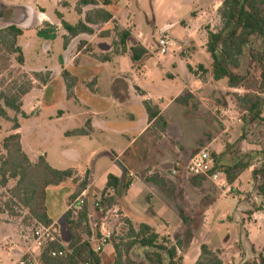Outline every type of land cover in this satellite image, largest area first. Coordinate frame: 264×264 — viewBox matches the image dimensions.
I'll list each match as a JSON object with an SVG mask.
<instances>
[{
	"label": "crops",
	"instance_id": "obj_1",
	"mask_svg": "<svg viewBox=\"0 0 264 264\" xmlns=\"http://www.w3.org/2000/svg\"><path fill=\"white\" fill-rule=\"evenodd\" d=\"M80 1L81 0H77L71 4L69 0H43L46 6H42L43 4H40V0H26L24 3H16L12 5H7L4 3V0H0V4H4L7 7L25 5L32 10V23L29 27L21 28L23 33L24 30L29 29H36L38 33L39 30L44 28V24L48 23L51 26L56 27L57 35L58 33L63 32V35L66 38L69 37V34L62 26L63 21L73 26L76 25L65 20L66 12H77L80 15V21H82L85 18V14L93 10V7L87 6L82 8V13H79L76 7ZM97 1L100 3L97 8L104 9L113 15L112 21L91 25L90 27L94 30L93 34H80L74 38L69 37V43L65 48V62L63 61L64 65L59 70H26V72L31 73L48 72L51 74V79L46 85L37 83L39 84L37 85L39 87L34 88L30 93L24 96L22 100L23 114H21L26 117L39 116L41 110L47 106L46 94L49 88L54 84V78L59 74L64 77L63 73L66 71L68 77H64L65 81L64 83H61L62 90L60 92V98L67 104H70L76 111L73 110V112H68L69 110L64 107L56 108L57 110L48 114L47 118L50 122L56 121L57 123L69 120V123L72 126L74 125L73 128H66L63 131L64 136L67 138V140H65L66 144H71L70 138L91 141L94 137H100L104 144H107L106 147H104V152L100 155L99 160L97 159L98 154H96L95 151L89 153L86 160V166H91L93 168L91 171L83 170L82 168H70L75 172V178L82 177L85 173L88 174L87 179L89 181V186L84 192L90 190L91 187L94 189H105L108 175L110 174L119 178L122 183L126 181L131 182L128 190L122 191V198L120 197L119 199V196L115 195L116 201L112 205V208L108 207L109 209L106 208L105 213L104 211L101 212L94 224L92 223L94 212L90 207L89 221L92 229H97L98 235L94 234L92 238L86 237L84 240L89 241L93 247L96 244L93 239L96 240L100 237V227L102 223L106 221V217L110 218L111 212L116 213V215H111V218L121 217L124 221H130L135 228L141 223H146L152 226L158 234L163 236L160 232V225L165 224L166 236H168L167 232L171 231L170 224L165 221V218L175 216L173 212L179 215L178 209L175 210L173 206H170L165 202L162 203L157 197L148 195V193H145L148 195H146L147 197L144 195V192L149 191L150 188L151 191H153L151 185H155L146 181L144 172V169L148 166L145 163L146 158L140 157L141 154L139 149L137 150L138 154H134V161L135 163L138 162L136 170H138L139 173L141 172L140 178L136 176L134 172H129V175L125 176L121 168L122 165H125L120 164L119 160L124 157L134 145L138 144L142 137L153 127L152 123L148 120V114L144 107L145 101H150L153 105L157 106L160 110V115L164 118L166 117V112L176 103L183 107H187L176 101L182 96L183 92L187 91V93L195 96L192 91L196 79L194 72L198 69L199 65H203L207 70V65L211 66V59L206 50L208 31L216 32L220 28L221 19L218 10L224 0H108L110 2L109 5H103L101 2L102 0ZM115 23L121 31H127L130 33V38L127 42L128 49L139 44L148 51L147 56L140 64L135 65L132 62L129 50L127 53H122L121 48L117 51L114 50L115 46L113 43L117 38L115 40L112 30L115 28V26L113 27ZM217 26L219 27L218 29ZM162 36L167 37L171 41L170 52L165 56L160 55L157 47V41ZM151 39L153 42L150 41ZM153 43L157 48H155ZM193 57H201L205 61V64L196 62L193 60ZM152 60H155L153 64H151ZM149 63L151 66L148 65ZM160 65L165 69L164 72H168L172 75V79H175V71L181 67L186 73L187 82L182 83L179 88L171 91L170 95H168V90L170 89L168 85L165 86L164 83H159L162 85V88H160L156 83H146L148 81L152 82L153 79L157 78L156 69H159ZM110 71L111 75L107 78L108 83L104 84V74L106 72L110 73ZM158 77H160L159 74ZM219 82L214 81L212 76H210V79L207 81V83L212 84H218ZM104 91H106L105 93L107 96H105L106 94ZM52 96L54 101L51 105H55L59 98L55 96L54 93H52ZM37 104H42L41 110L39 113L32 114L35 108L34 106ZM116 105L122 107L123 114L121 117L118 114V111L111 113V110ZM82 110L84 111L82 112ZM9 112L10 111H8V113ZM166 123L168 130V122L166 121ZM77 130H84L85 134H70ZM167 130L166 132H161L163 138H166ZM17 132L19 133L20 129ZM110 136L118 137L119 142H122V146L118 147V151H120L119 154H116V152L110 148V145H108L110 142ZM79 142L83 143V141ZM21 144L23 151L30 158L31 151L30 149H25L23 147L22 135ZM124 145L126 146L123 147ZM181 148L183 152L179 150H169L172 156L171 166L173 164L175 168H179L182 162L181 160H183L182 154H185L187 151L183 146ZM156 153L155 158H158L157 160L155 159L154 164V168L158 170L156 174L166 180H172L174 184L182 182L179 178L183 173L180 168L178 175L175 177L176 181H174L173 177L170 179L164 175L162 164L160 162V156H162L164 151L157 150ZM41 156H44L50 164L46 154H38L35 162ZM103 156H111V161L108 163L105 170L100 172H98L99 170L95 171ZM63 157L77 158L78 155L74 150L66 148L63 150ZM30 160L32 159L30 158ZM129 161H131V159H129ZM252 170L253 168H250V170L247 171H250L252 174ZM128 177H130V179H128ZM240 178L241 176L237 181H239ZM68 182L72 181L69 180ZM68 182L60 185L69 186V191L66 194V198L62 200V205L58 213H51L48 201L49 197L47 199L48 216L53 223L58 226L61 240L65 245H68L71 241V234L65 239L62 234L60 223L63 219L66 220L67 208L70 203L69 198L75 191V186ZM224 182L225 181L222 180L220 185L214 184L222 187ZM235 183L233 185L228 184V187L235 188ZM155 186L160 187L158 185ZM110 195H114V192L110 193ZM170 195L171 198L175 196L177 197L175 191L174 194ZM144 196L147 201L143 200ZM203 196L205 200L208 199V196ZM218 198L211 200L212 202L209 204V208H206L205 212H203L201 220L197 219L195 221L187 215V209H185V201H187V198L185 199V196L180 201V205L177 206L176 204L177 208L181 207L183 209L188 218V222L194 224L192 229L195 230L194 234L196 233L197 239H200L202 231L210 225L213 216L212 205ZM177 199L179 198L177 197ZM242 200L244 199H241V201ZM156 205H158V209H156ZM238 209L239 212L242 213V211L245 210V207L240 205ZM252 215L253 221L251 222H242L241 220L243 229H240V240L242 241V231L246 232L247 243L242 242V244L245 246L249 245L250 252L252 253L251 258L258 259L259 255L264 257V249H261L260 246H257L256 243L251 241L250 236H248L249 231L246 229V223L248 228L252 226L253 222H260L263 224L264 215L262 214V211L255 212ZM242 217L243 215L241 218ZM117 223L109 220V225L113 231L114 228H116L115 226ZM182 224L185 225L186 223H184L179 217L176 230L182 227ZM109 243L110 242L102 248V250L107 252L108 255L111 252H114L113 246ZM202 244L208 245L214 252L219 251L220 258L223 262V256L226 253L231 254L235 258L240 256V253L233 250V248H212L206 242H202ZM200 246L201 244L198 246L190 244L187 249H181L182 247L179 249L178 253L180 252L179 254L183 256V264L188 260L191 261V264H195L200 256ZM246 252L248 253L247 247ZM1 263L2 261H0V264Z\"/></svg>",
	"mask_w": 264,
	"mask_h": 264
},
{
	"label": "rangeland",
	"instance_id": "obj_2",
	"mask_svg": "<svg viewBox=\"0 0 264 264\" xmlns=\"http://www.w3.org/2000/svg\"><path fill=\"white\" fill-rule=\"evenodd\" d=\"M76 1L77 0H69L71 4ZM24 2H26V0H4V3L7 5ZM40 4L46 6L43 0H40ZM65 20L71 24H77L80 21V15L75 11L66 12ZM8 25L10 24L0 23V29L7 27ZM114 26L115 28L111 30L114 33L115 40L117 38L114 42L118 43V33H120L121 30L116 23L113 27ZM44 28H46V24H44ZM218 28L219 27L217 26V29ZM150 41L153 42L152 39ZM64 44L65 37L63 32L58 33L53 40H46L38 36L36 29L24 30L23 35L18 38V45L23 49L25 58L23 68L25 70L22 68V65H19L15 61V57H13L9 69L4 71L0 77V83H3V79L6 81L5 83L8 84L17 80H22L21 73L22 71L26 72V70H59L63 67V61L65 62L66 58ZM155 48L157 47L155 46ZM119 49L120 47H114L115 51ZM193 60L205 64V61L201 57H193ZM154 61L155 60H152L151 64H153ZM148 65L151 66L150 63ZM207 67L209 71L211 68L210 65H207ZM249 68V60L244 59L240 73L245 74V71ZM156 70L157 78L153 79L152 82L148 81L146 83H156L160 88H162V85L159 83H164L165 86L168 85L170 87L168 95L171 94V91L179 88L182 83L187 82L186 73L181 67L175 71V79H172L170 73L164 72L165 69L161 67V65L159 69L157 68ZM26 73L29 77H33V73ZM47 74L50 73H42L43 76ZM158 74L160 77H158ZM194 74L196 79L192 91L195 96L190 98L189 105L183 107L176 103L166 112V117H164L168 122L166 138L161 136L159 128L152 127L151 130L142 137L140 142L143 144L139 142L134 145L124 157L120 158L119 162L126 166L122 165L121 167L125 176H128L129 172H134L136 176L140 178L141 172L139 173V171L136 170L138 162L135 163L134 161V154H138L137 150L139 149L141 154L140 157H145V163L148 165L147 168L144 169L145 176L151 177L158 171L154 168L155 159H158L155 158L157 154L156 151L162 150L164 153L160 156V162L162 164L163 173L167 178L171 179L173 177L174 181H176V176L172 174L175 166H173V164L171 166L172 156L169 150H179L183 152L181 148L183 146L187 151L185 154L181 153L183 155V160H181L182 162L179 168L183 173L179 178L182 182L174 184L172 180H167L169 187L174 188L175 194H177L179 199H177L176 196L171 198L169 189L156 187L155 185H151L153 191H151L150 188L149 191L144 192V195L146 196L147 194L145 193H148V195L157 197L159 201L173 206L175 210L178 209L177 206L181 204L180 201L185 196V199L187 198V201H185L187 215H189L194 221L197 219L201 220L202 214L205 212L206 208H209V204L212 202L211 200L219 198L212 205L213 216L210 225L204 229L200 235L202 240L201 237L200 239L196 238V233L194 234L195 230L192 229L194 224H190L188 221L185 225L182 224V227L176 230L179 215L175 212H173L175 216L165 218V221L170 224L171 231L167 232L168 236H166L165 231L166 225H160V232L163 235L162 237L170 240L172 244H176L179 241L181 243V249H187L190 244L193 246L202 245V242H206L212 248H233V250L240 253V256L235 258L231 254L226 253L223 256L224 264L250 263L253 261V258H251L252 253L250 252V247L249 245L245 246L242 244V242L247 243L246 232L242 231L241 241L240 229H243L241 220L242 222L253 221V215L250 214L260 203V199L256 196L254 191L255 182H253L251 172L245 171L241 175L240 180L235 183V188L216 186L209 180H206L200 188H196L190 183L189 179L191 176L187 174L185 167L187 166L190 157L204 149L207 150L210 155H222L219 161L220 165H233L239 156L255 153L253 155V163L256 165L258 164L260 167L262 165L261 162L263 155L259 153L264 149V122H255L245 126V122L243 123L241 120L243 113L239 112L232 104L229 94L232 92L242 94L244 93L243 90L230 89L227 86L226 81L219 82L218 84L207 83L210 76H212L211 72L204 74L196 69ZM109 75H111V71L110 73L106 72L104 74V84L108 83L107 78ZM64 81L65 79L61 74L54 78V84L49 88L46 94V108L41 110L42 104H37V107L34 106L35 108L32 114L39 113L41 110L39 116L26 117L10 111V119H17L19 122V133L22 135L23 147L25 149H30V158L32 159V162H35L38 154H46L48 161L55 169L67 170L74 167L91 171L93 168L91 166H86V160L89 153L95 151L96 154H98L97 159L99 160L100 155L103 154L104 147H106L107 144H104L100 137H94L91 141L70 138L71 144H66L65 140H67V138L64 136L63 131L66 128H73L74 125L72 126L69 123V120L57 123L56 121L50 122L47 118L48 114L57 110L56 108L64 107L69 110L68 112H73V110H75L70 104H67L60 98V92L62 90L61 83H64ZM37 83L40 82L38 80L33 81V89L39 87L37 86L39 85ZM105 92L106 91H104V93ZM52 93L59 98L55 105H51L54 101ZM186 94L187 91L183 92L182 96ZM105 96H107V94ZM83 111L84 110H82V112ZM114 111H118L120 117L123 114L120 105H116L111 110V113ZM13 120L9 122H0V143L6 136L12 133L14 124ZM243 134H245L244 138H242ZM79 141H83V143ZM108 145H110V148H112L116 154H119L120 151H118V147L122 146V142H119L118 137L110 136V142ZM125 146L126 145L123 147ZM66 148L74 150L78 157H63V150ZM109 157L103 156L95 171L99 170L98 172H100L105 170L107 168L106 166L111 161V156ZM129 159H131V161H129ZM87 178L88 174L85 173L84 176L76 179H78V183H81ZM128 179H130V177H128ZM15 183L16 181L10 180L6 187H3L0 184L1 264H19V260L23 257L24 253H26V245H28V241L25 238L31 234V229L36 223L29 211L23 208L14 198L11 197L10 189L14 187ZM68 183L74 185L76 189V185L73 181ZM87 184H89L88 179ZM68 191L69 186L67 185L52 186L49 188L48 201L51 213H58L60 211L62 200L66 198ZM103 191L104 189H94L91 187L90 190L86 192V197L84 198L88 209L91 207L94 212V218L92 219L93 224L101 213V211H96L95 205L99 201ZM122 191L123 190H120L117 194L119 199L120 197L122 198ZM203 195L208 196V199L205 200ZM145 196L143 197V200H146ZM255 198L258 200L256 201ZM241 199L244 200L241 201ZM240 205L245 207V210H243L242 213H240L238 209ZM157 206L158 205L155 206L156 209H158ZM109 208H112V206H109ZM262 214L264 215V210L262 211ZM111 215H116L115 212H111L110 220L116 223L119 222L115 226L116 228H114L111 239H114L117 243L125 242L128 234V225L126 221L121 217L111 218ZM242 215L243 217L241 218ZM60 225L62 227L64 238H68L70 232L66 220L63 219ZM246 229L249 231L248 236H250L251 241L256 243L257 246H260L261 249H264V223L253 222L252 226L249 228L246 223ZM109 244L112 245V243ZM246 247L248 253L246 252ZM93 248L95 249V246ZM131 254L137 261H141L143 258V250L139 247L134 248ZM100 256L103 264H113L114 252H111L108 255L107 252L102 250ZM258 260L260 261L259 257ZM184 264H191V261L188 260Z\"/></svg>",
	"mask_w": 264,
	"mask_h": 264
},
{
	"label": "trees",
	"instance_id": "obj_3",
	"mask_svg": "<svg viewBox=\"0 0 264 264\" xmlns=\"http://www.w3.org/2000/svg\"><path fill=\"white\" fill-rule=\"evenodd\" d=\"M101 2L103 5L110 4L108 0ZM99 5L97 0H81L78 3L76 9L79 13H82V8L87 6L93 7V10L87 12L84 20L74 26L63 21L62 26L70 38L80 34H93L94 30L90 27L91 25L112 21L113 15L104 9L97 8ZM218 14L221 26L216 32L208 31L206 44V50L211 59V68L208 71L203 65H199L197 70L204 74L211 72L214 81H226L230 89L244 91L242 94L232 92L229 97L235 108L243 113L241 120L245 122V126L255 122H264V0H224ZM37 34L46 40H53L56 38L57 30L56 27L47 23L46 28L39 30ZM22 35L23 30L14 24L0 29V77L4 71L9 69L13 57L19 65L24 64L23 50L18 45V38ZM69 37L65 38V48L69 43ZM118 38L119 42H114L113 45L120 47L122 53H127L129 50L131 60L135 65L140 64L147 56L148 51L142 45L138 44L128 49L129 32L121 31L118 33ZM244 59L249 60L250 68L245 71V74H241ZM63 75L65 78L68 77L66 71ZM21 78L22 80L9 84L3 79V83H0V122L13 120L10 119L8 111L23 114L22 100L32 91L33 81L38 80L46 85L51 79V74L43 76L42 73H33L31 78L22 71ZM191 97L193 95L187 93L176 101L187 106ZM144 107L152 126L159 128L161 132H166L167 123L160 115L159 108L150 101H145ZM13 122V133L6 136L0 143V184L6 187L10 180L16 181L14 187L10 189L11 197L27 209L38 222L50 225L53 221L48 216L49 188L60 186L69 180L73 181L76 189L69 198L72 202L87 189V179L78 183L73 170L55 169L50 166L44 156L32 162L22 148L21 135L17 132L20 125L17 119ZM70 134L84 135L85 131L77 130ZM244 137L245 134L242 135V138ZM254 154L239 156L233 165H220L222 155H212L216 163L212 172L217 170L222 172L229 185H233L245 171L253 168L254 191L260 203L250 215L264 210V149L259 153L263 155L260 167L253 163ZM206 180L208 179L202 176L189 179L196 188L201 187ZM146 181L167 188L171 194H174V188L169 187L168 181L158 174L146 177ZM130 184V181L122 183L116 176L108 175L106 188L95 205L96 211L103 212L107 206H112L116 201L115 195L120 190H128ZM109 189H113L114 195L107 194ZM178 214L184 223L188 221L181 207H178ZM66 222L71 234L68 247L73 250V253L53 256L52 253L62 247L58 243H52L42 252L41 264H103L101 252H96L91 243L84 240L86 237L92 238L94 234H97V229L93 230L90 224L87 205H84L77 217L71 216L70 213L66 214ZM126 223L128 225L126 241L121 243H117L114 239L109 241L114 249L113 264H183V256L178 253L181 248L179 241L172 244L149 224L141 223L135 228L130 221ZM136 247L143 250L141 261L132 257L131 252ZM259 259L260 261L255 258L252 262L245 264H264L262 255H259ZM195 264L224 263L219 251L214 252L208 245L202 244L200 256Z\"/></svg>",
	"mask_w": 264,
	"mask_h": 264
},
{
	"label": "built area",
	"instance_id": "obj_4",
	"mask_svg": "<svg viewBox=\"0 0 264 264\" xmlns=\"http://www.w3.org/2000/svg\"><path fill=\"white\" fill-rule=\"evenodd\" d=\"M157 47L160 55L165 56L169 54L171 47L170 39L165 36L160 37L157 41ZM215 167L216 163L214 158L207 150L204 149L189 159V162L185 167V171L191 177H206L209 181L215 183L216 185H220L222 180H224L225 182L222 187H227L228 183L225 175L218 170L212 172ZM178 173L179 168H175L172 172L175 176L178 175ZM112 192L113 189H109L107 194L110 195ZM85 197L86 192H83L74 201L70 202L67 208V214L70 213L71 216L77 217L85 205ZM105 219L106 221L102 223L99 230L100 237L96 240L93 239L96 243L94 249L96 252H101L102 248L110 241L113 235V229H111L109 225L110 218L106 217ZM34 221L36 223L31 229V234L25 238L28 241V245H26V253H24L23 257L19 260V264H41L40 257L42 252L52 243H58L62 247L60 250L53 252V256H63L73 253V250L62 242L60 230L55 223L44 225L36 219H34Z\"/></svg>",
	"mask_w": 264,
	"mask_h": 264
},
{
	"label": "water",
	"instance_id": "obj_5",
	"mask_svg": "<svg viewBox=\"0 0 264 264\" xmlns=\"http://www.w3.org/2000/svg\"><path fill=\"white\" fill-rule=\"evenodd\" d=\"M32 16V10L25 5L7 7L0 4V23L14 24L19 28H26L31 25Z\"/></svg>",
	"mask_w": 264,
	"mask_h": 264
}]
</instances>
